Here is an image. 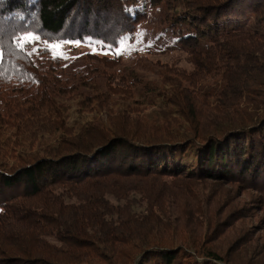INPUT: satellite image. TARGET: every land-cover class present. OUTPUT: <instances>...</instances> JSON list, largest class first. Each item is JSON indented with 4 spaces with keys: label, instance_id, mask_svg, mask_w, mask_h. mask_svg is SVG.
Masks as SVG:
<instances>
[{
    "label": "trees",
    "instance_id": "1",
    "mask_svg": "<svg viewBox=\"0 0 264 264\" xmlns=\"http://www.w3.org/2000/svg\"><path fill=\"white\" fill-rule=\"evenodd\" d=\"M150 17L190 69L45 46ZM260 213L264 0H0V264H263Z\"/></svg>",
    "mask_w": 264,
    "mask_h": 264
},
{
    "label": "rangeland",
    "instance_id": "2",
    "mask_svg": "<svg viewBox=\"0 0 264 264\" xmlns=\"http://www.w3.org/2000/svg\"><path fill=\"white\" fill-rule=\"evenodd\" d=\"M160 28L161 26L159 21L155 18L150 17L148 20H145V22L142 23L137 30V42H127L121 44L115 50H102L100 47L88 43H79V45L77 46L75 42L61 41L47 43V45L42 43V45L50 48L52 52L55 51L62 53L68 65L70 64L72 66H82L87 64L88 62H92V65L96 67V72L99 70L98 61L95 62L89 58H83L85 53H93L100 57L109 58L121 55V67L137 69L151 78H156L157 76L156 68L158 66V63L169 64V66L178 64L182 68L190 69V66L185 58V54H183L182 50H175L168 47V36L165 33L161 36L158 35ZM28 34L36 35L32 32H28ZM39 43H41L40 39L30 45L36 49L35 46ZM57 45L59 46L58 48ZM247 197L248 196L244 195L242 200H247ZM262 216L264 217V213L258 214L256 219H253V222H256L257 224L256 235L254 237L257 244H254L253 248L255 249L256 258H259L261 256V260H264V222H259V219Z\"/></svg>",
    "mask_w": 264,
    "mask_h": 264
},
{
    "label": "snow or ice",
    "instance_id": "3",
    "mask_svg": "<svg viewBox=\"0 0 264 264\" xmlns=\"http://www.w3.org/2000/svg\"><path fill=\"white\" fill-rule=\"evenodd\" d=\"M39 39H40L39 35H33V34H26V35L17 36L16 39H15L16 48H17L18 51L24 52V50L26 48H28L31 43H33L35 41H38ZM75 43L78 46L80 42L77 41ZM58 47L59 46L57 45V48ZM31 54H32L31 52L26 53V55H28V56H30ZM117 54H119V53H117ZM53 55L54 56L62 55V53L54 51Z\"/></svg>",
    "mask_w": 264,
    "mask_h": 264
}]
</instances>
